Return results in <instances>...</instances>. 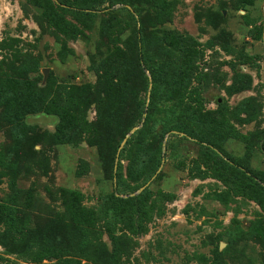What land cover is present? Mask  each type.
Masks as SVG:
<instances>
[{
    "label": "rangeland",
    "instance_id": "obj_1",
    "mask_svg": "<svg viewBox=\"0 0 264 264\" xmlns=\"http://www.w3.org/2000/svg\"><path fill=\"white\" fill-rule=\"evenodd\" d=\"M67 1L71 5L61 4L59 12L80 29L77 37L57 31L29 0H0V82L11 75L32 78L43 88L86 86L81 113L86 132L71 141L56 137V114L30 111L18 128L0 105V264H58V256L70 264H264V208L257 199L264 195V0ZM137 29H142L146 57L140 65ZM171 30L193 39L203 52L191 84L198 103L232 128L215 137L191 120L183 106L172 121L189 125L188 131L171 130L161 144L152 140L160 166L146 184L128 174L125 156L124 180L140 187L118 196H136L149 188L175 198L151 213L142 233L118 224V240L113 241L99 211L116 183L118 159L114 168L111 164L116 144H103L109 157L104 162L100 149L88 141L90 125L98 123L97 100L104 96L95 67L116 61V48L123 59L133 61L136 69L127 71L130 92L116 118L126 123L136 101H146L142 122L135 127L141 128L150 114L148 127L160 135L172 119L168 108L173 96L166 86L148 113L154 86L146 69L156 62L169 69L179 64L181 53L163 40ZM6 155L11 162H4ZM153 162L144 165V173ZM65 190L80 193V205L96 213L93 226L74 227ZM11 212L20 231L11 224Z\"/></svg>",
    "mask_w": 264,
    "mask_h": 264
},
{
    "label": "trees",
    "instance_id": "obj_2",
    "mask_svg": "<svg viewBox=\"0 0 264 264\" xmlns=\"http://www.w3.org/2000/svg\"><path fill=\"white\" fill-rule=\"evenodd\" d=\"M29 2L45 12L46 16L44 19L57 31L74 37L82 33L77 26L67 21L59 12V9H62L60 6L61 4L71 5L67 0H29ZM153 3L159 2L158 0H154ZM85 8H89V6ZM162 11L165 12L163 7ZM141 30L142 29L136 30V38L138 41V65H140L141 60L145 61L146 59L143 51ZM163 40L166 44L177 49L181 53V58L179 64L173 67V69H169L168 65L160 62L148 65V69L146 70H149L151 74L154 91L147 110L149 113V111L157 106V96L167 86L173 96V104L168 108V117L172 119L170 121H165L163 125L164 130L162 134L158 135L156 134V129L151 130V128L148 127L150 114L147 115L143 126L136 129L128 137L125 146L120 151H118L120 141L125 138L131 129L142 122L146 109V101L138 100L136 101L137 104L134 106L135 108L131 111V117L127 118L126 123L120 124L119 118H116V113L119 111L118 108L121 109L126 104L127 95L130 92L128 91V82L130 80H127V71L135 70L136 66L133 61L130 62L128 58L123 59L122 50L116 48L112 53L116 61L110 62L107 60L106 63L98 64L95 67L98 85L102 89L104 96L101 97L100 100H97L98 123L90 125L91 128L89 129L88 141L90 144L96 145L98 149H100V159L104 162H108L109 157H107L108 154L102 149L103 144H116L113 152L111 151V164L113 168L115 165L114 160L118 159L115 173L116 183L113 191L110 194L104 195L99 211L107 229L111 233V239L113 241L118 240L114 234L118 224H121L124 229L132 233H142L146 230L145 222L151 218V213L156 208L162 210V204L165 200L175 198L171 193L162 190L154 193L149 188H146L136 196H130L128 198L118 196L117 193H131L140 187L128 185L124 180L121 173V160L125 156L129 158L128 174H130L135 181L142 177V186L152 178L160 166V159L156 157L157 152L151 145L152 140L155 138L156 142L161 144L165 133L171 130L188 131L187 127L189 125H183L181 120L172 121L178 109H182V107L185 106L189 118L197 122L206 132L211 130V133L215 137L219 136L218 134L223 128L227 127L229 129L230 127L225 120L218 118L217 112L213 110H203L204 107L202 103H198V101H200L198 95L192 92V81L197 78V62L203 57V52L197 48V43L176 30L165 31ZM138 69L139 77H143V81L148 85V77L144 70L140 67H138ZM54 86L55 85L50 84L49 87L43 88L38 86L34 79H30L27 76L16 77L6 75L0 82V105H4V112L8 120L14 124V126L19 124L18 128L24 125L23 117L30 111L44 110L48 113L56 114L60 118L56 137L61 142L71 141L80 133L86 132L84 130L86 127L84 122L85 117L81 114L86 106L84 98L86 86L73 88L67 87L66 85H63V87L59 86L58 88ZM189 97L190 100L188 99ZM193 101L197 103L193 105L192 103H195ZM103 110H105L104 115H102ZM178 114H182V110H180ZM217 126L222 128L215 129ZM221 134H223V132H221ZM172 136H178V134H172ZM202 141H208V139L203 137ZM204 148L209 155L218 157V154L211 148L206 146ZM3 160L4 162L10 161L8 155H6ZM153 160H155V162L151 163L149 170L144 173V165ZM215 166L218 167L217 163H215ZM194 175L197 177L206 176L203 172H196ZM154 194L155 196L153 197ZM63 198L66 200L65 203H67L69 216L75 224L74 227L76 229L83 224L94 225L96 213L80 205V193L72 190H65L63 192ZM257 199L264 208V195H261ZM14 217V212H11V224H13L15 228L18 226V223H16ZM17 229L20 231L19 227H17ZM47 251L48 249H44V254L47 255ZM42 256H40V258H42ZM58 259V264H70L69 261L61 259L60 256H58Z\"/></svg>",
    "mask_w": 264,
    "mask_h": 264
},
{
    "label": "water",
    "instance_id": "obj_3",
    "mask_svg": "<svg viewBox=\"0 0 264 264\" xmlns=\"http://www.w3.org/2000/svg\"><path fill=\"white\" fill-rule=\"evenodd\" d=\"M46 73H47V71H45V74H46ZM219 101H221V99H219ZM136 129H138V127H135L132 131H134V130H136ZM126 139H127V138L124 139L122 145L125 143ZM121 147H122V146H121ZM121 147H120V148H121Z\"/></svg>",
    "mask_w": 264,
    "mask_h": 264
}]
</instances>
